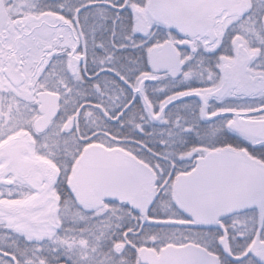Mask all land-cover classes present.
Instances as JSON below:
<instances>
[{"label": "snow or ice", "instance_id": "obj_1", "mask_svg": "<svg viewBox=\"0 0 264 264\" xmlns=\"http://www.w3.org/2000/svg\"><path fill=\"white\" fill-rule=\"evenodd\" d=\"M0 264H264V0H0Z\"/></svg>", "mask_w": 264, "mask_h": 264}]
</instances>
